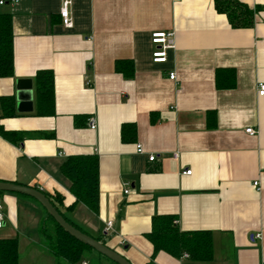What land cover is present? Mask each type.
<instances>
[{"label": "crops", "instance_id": "crops-1", "mask_svg": "<svg viewBox=\"0 0 264 264\" xmlns=\"http://www.w3.org/2000/svg\"><path fill=\"white\" fill-rule=\"evenodd\" d=\"M239 1L258 9L252 28L234 29L214 0H72L71 29L63 0L5 6L15 69L0 78V125L16 137L0 135V181L49 195L72 224L130 264H264V0ZM159 32L175 33L164 63L153 62ZM116 61L133 62L131 79L115 71ZM218 69L234 70L233 89H217ZM44 70L54 74L56 111L40 117L34 78ZM19 80L33 82L29 113L17 109ZM6 96L16 117L4 116ZM132 124L136 138L123 142L122 127ZM75 156L99 159L98 213L76 202L61 172ZM0 203V241H19V264H67L51 252L52 224L35 199L4 192ZM164 216L182 232H210L213 258L155 254L153 218ZM84 262L113 264L96 252Z\"/></svg>", "mask_w": 264, "mask_h": 264}, {"label": "trees", "instance_id": "trees-1", "mask_svg": "<svg viewBox=\"0 0 264 264\" xmlns=\"http://www.w3.org/2000/svg\"><path fill=\"white\" fill-rule=\"evenodd\" d=\"M214 2L217 12L226 15L230 26L234 29L252 28L255 25L257 8L252 9L246 3L244 4L239 0H214ZM13 46L12 18L9 15H0V78L14 76ZM115 71L131 79L134 74V64L129 61H116ZM216 74L217 89H233L235 87L236 74L234 70L218 69ZM34 82L36 115L40 117L55 115L56 95L53 72L51 70L38 72L34 78ZM1 105L5 117H16L17 109L13 97H2ZM81 119L83 118L81 117ZM0 135L6 139L15 141L14 137H16V134L5 131L1 125ZM121 135L123 142H133L136 138V126L134 124L124 125ZM61 166L62 174L71 182L70 192L75 196L76 202H81L94 213H98L100 197V165L98 157H70ZM50 199L55 208L63 214L54 199L51 197ZM69 209H73V207ZM47 216L50 219V224H52L50 233L48 234L49 247L58 261L62 260L67 262V264H78L89 253L95 252L68 234L49 214ZM66 220L72 224L67 218ZM72 225L80 229L75 224ZM96 239L102 242L101 239ZM150 239L153 242L155 254L166 251L180 258L187 253L191 260L202 262H209L213 258L212 234L210 232H182L171 216L153 218V229ZM100 256L103 257L102 255ZM19 258L18 240L0 241V264H19Z\"/></svg>", "mask_w": 264, "mask_h": 264}, {"label": "water", "instance_id": "water-1", "mask_svg": "<svg viewBox=\"0 0 264 264\" xmlns=\"http://www.w3.org/2000/svg\"><path fill=\"white\" fill-rule=\"evenodd\" d=\"M32 80H19L17 81V109L22 113H29L32 111ZM0 192H9L13 194H21L32 199H35L47 214H49L54 221L61 226L68 234H70L76 240H79L86 246L93 249L98 254L102 255L106 259L108 258L115 264H130V262L118 252L112 250L96 238L90 237L80 229L76 228L74 225L70 224L66 218L61 214L53 205L50 197L45 195L40 190L34 187H27L20 184H15L12 182H1L0 181Z\"/></svg>", "mask_w": 264, "mask_h": 264}, {"label": "built area", "instance_id": "built-area-1", "mask_svg": "<svg viewBox=\"0 0 264 264\" xmlns=\"http://www.w3.org/2000/svg\"><path fill=\"white\" fill-rule=\"evenodd\" d=\"M21 0H0V11L5 7V6H15L17 4H19ZM71 3L72 0H63L62 3V9H61V18L63 21V25L68 28L71 29V27H73L74 25V21L72 20V16L70 13V7H71ZM174 38H175V33L173 32H159V33H155L152 36V44L155 46H158V50H156L153 53V62L155 63H160V62H166L167 59V54L168 51L170 50H174V48L176 47L174 44ZM169 79L172 81H175L176 79V75L175 72H172L169 74ZM259 88V96L262 97L264 96V83L259 84L258 85ZM90 123V128L92 130H95L97 128L96 125V121H94L93 119L89 120ZM245 132L248 135L251 136H255L257 135V131H255L253 128H249L247 130H245ZM137 152L138 153H144V149L142 148V145H137L136 146ZM156 156L152 155L149 157V161H155ZM184 175H191V171H185L183 172ZM254 187L258 190H261L259 187V182H254ZM124 193L128 194V191H125ZM6 220V213L3 209L2 204L0 203V230L4 228V223ZM114 228V223L112 221L107 222L106 224V228H105V233L109 232L110 230H112ZM262 235L259 234L257 236H253V239L258 238L261 239ZM186 257H188V255H186ZM83 264H87V263H83Z\"/></svg>", "mask_w": 264, "mask_h": 264}]
</instances>
